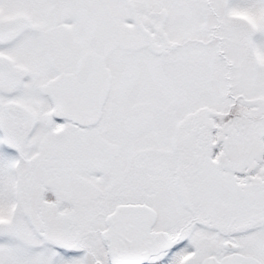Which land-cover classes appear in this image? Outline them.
<instances>
[{
	"label": "snow or ice",
	"instance_id": "obj_1",
	"mask_svg": "<svg viewBox=\"0 0 264 264\" xmlns=\"http://www.w3.org/2000/svg\"><path fill=\"white\" fill-rule=\"evenodd\" d=\"M0 264H264V0H0Z\"/></svg>",
	"mask_w": 264,
	"mask_h": 264
}]
</instances>
